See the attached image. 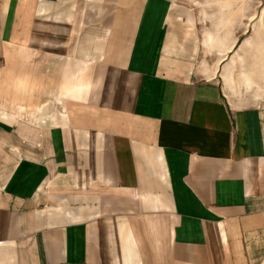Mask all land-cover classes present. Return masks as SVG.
Masks as SVG:
<instances>
[{
  "label": "crops",
  "instance_id": "1",
  "mask_svg": "<svg viewBox=\"0 0 264 264\" xmlns=\"http://www.w3.org/2000/svg\"><path fill=\"white\" fill-rule=\"evenodd\" d=\"M0 264H264V39L0 0Z\"/></svg>",
  "mask_w": 264,
  "mask_h": 264
},
{
  "label": "rangeland",
  "instance_id": "2",
  "mask_svg": "<svg viewBox=\"0 0 264 264\" xmlns=\"http://www.w3.org/2000/svg\"><path fill=\"white\" fill-rule=\"evenodd\" d=\"M196 11L203 37L264 39V0H174ZM253 19V20H252Z\"/></svg>",
  "mask_w": 264,
  "mask_h": 264
}]
</instances>
